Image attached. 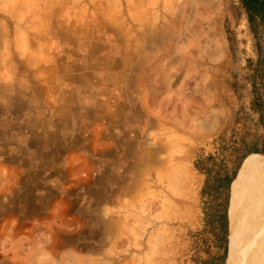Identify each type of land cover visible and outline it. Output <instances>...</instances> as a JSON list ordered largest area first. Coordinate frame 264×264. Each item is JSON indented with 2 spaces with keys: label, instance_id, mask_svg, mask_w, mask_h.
Wrapping results in <instances>:
<instances>
[{
  "label": "rangeland",
  "instance_id": "rangeland-1",
  "mask_svg": "<svg viewBox=\"0 0 264 264\" xmlns=\"http://www.w3.org/2000/svg\"><path fill=\"white\" fill-rule=\"evenodd\" d=\"M257 58L238 0H0V104L43 137L0 185L10 264H227Z\"/></svg>",
  "mask_w": 264,
  "mask_h": 264
},
{
  "label": "bare ground",
  "instance_id": "bare-ground-1",
  "mask_svg": "<svg viewBox=\"0 0 264 264\" xmlns=\"http://www.w3.org/2000/svg\"><path fill=\"white\" fill-rule=\"evenodd\" d=\"M241 168L231 188L227 264H264V157L250 155Z\"/></svg>",
  "mask_w": 264,
  "mask_h": 264
},
{
  "label": "crops",
  "instance_id": "crops-1",
  "mask_svg": "<svg viewBox=\"0 0 264 264\" xmlns=\"http://www.w3.org/2000/svg\"><path fill=\"white\" fill-rule=\"evenodd\" d=\"M16 102H19V107L18 104ZM27 101L26 100H13V107L9 106L8 108H6L4 105L0 104V122H3L5 125L2 126L3 128L0 129V166L4 165L7 166L9 168V170H11L10 168H12V170H14L13 173H9V174H5V173H0V185L6 186V185H10L13 186V182L9 181L10 179H16V181L19 180L20 175H18V173H16L20 167H18V165L15 163L18 162L19 160V156L21 154H23L26 150L22 151L23 147H29L32 146V142L34 141V146L33 149L31 151H29L30 153H34L36 155H34L35 157H37V155H41L42 151H43V137L42 135H40L39 133H37L36 128L34 130H30V135L28 134L26 136L24 128L25 125H23V119L20 118V114L19 112L22 111V114L24 116L27 115ZM20 106H22L23 108H21ZM8 111H11L10 113H14L12 115L8 114ZM37 113V111H36ZM40 115L42 117V112H40ZM37 116V115H36ZM40 125L43 122V118L39 121ZM40 130H42V126L39 128ZM1 169V167H0ZM26 169H24L25 171ZM35 170V169H34ZM19 172V171H18ZM36 170L34 172V174H36ZM42 169L41 167L39 168V177H40V183H41V175ZM23 174V171H22ZM16 175V177H15ZM24 177L21 178L24 181V183L26 182V174H23ZM21 184H23V182H19L17 183V186H20ZM14 194H10V193H3L2 195H0V202L5 203L7 200H11ZM19 200V198L17 199ZM40 201V200H39ZM5 208V204L2 206V210L4 211ZM3 211L0 210V212L2 213ZM10 226L7 223V221H4L3 224H0V252L2 250V256H0V264H10L9 261V256L5 257L3 254V251L6 250V248L8 249L7 242L5 243L3 241V239H8V237L10 238ZM37 261H35L36 264Z\"/></svg>",
  "mask_w": 264,
  "mask_h": 264
},
{
  "label": "trees",
  "instance_id": "trees-1",
  "mask_svg": "<svg viewBox=\"0 0 264 264\" xmlns=\"http://www.w3.org/2000/svg\"><path fill=\"white\" fill-rule=\"evenodd\" d=\"M238 2L240 10L246 15L250 32L254 36L255 48L258 54L255 64L250 65V71L252 73L247 78L253 88L254 109L260 112V118L264 126V0H238ZM237 17L238 15H236ZM227 25L228 41L230 43V49L234 53L236 43L235 33L229 29V22ZM253 152L264 153V151L259 150H254Z\"/></svg>",
  "mask_w": 264,
  "mask_h": 264
}]
</instances>
